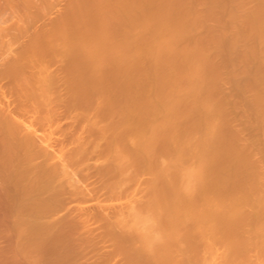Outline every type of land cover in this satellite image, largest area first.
Here are the masks:
<instances>
[{
    "label": "bare ground",
    "instance_id": "1",
    "mask_svg": "<svg viewBox=\"0 0 264 264\" xmlns=\"http://www.w3.org/2000/svg\"><path fill=\"white\" fill-rule=\"evenodd\" d=\"M0 264H264V0H0Z\"/></svg>",
    "mask_w": 264,
    "mask_h": 264
}]
</instances>
